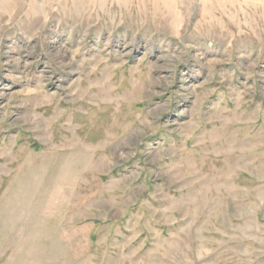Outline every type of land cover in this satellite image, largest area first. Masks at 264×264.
Masks as SVG:
<instances>
[{
    "label": "rangeland",
    "instance_id": "obj_1",
    "mask_svg": "<svg viewBox=\"0 0 264 264\" xmlns=\"http://www.w3.org/2000/svg\"><path fill=\"white\" fill-rule=\"evenodd\" d=\"M0 264H264V0H0Z\"/></svg>",
    "mask_w": 264,
    "mask_h": 264
}]
</instances>
